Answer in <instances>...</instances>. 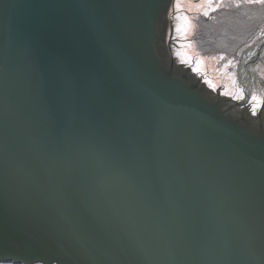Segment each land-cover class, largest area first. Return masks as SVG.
<instances>
[{
	"label": "water",
	"instance_id": "water-1",
	"mask_svg": "<svg viewBox=\"0 0 264 264\" xmlns=\"http://www.w3.org/2000/svg\"><path fill=\"white\" fill-rule=\"evenodd\" d=\"M176 3L0 0V263L264 264V93L178 65Z\"/></svg>",
	"mask_w": 264,
	"mask_h": 264
},
{
	"label": "rangeland",
	"instance_id": "rangeland-1",
	"mask_svg": "<svg viewBox=\"0 0 264 264\" xmlns=\"http://www.w3.org/2000/svg\"><path fill=\"white\" fill-rule=\"evenodd\" d=\"M227 1L235 2L237 0H177L172 46L178 65H190L197 78L207 82V88L218 95L235 97L240 101L244 97L243 91L237 85V67L240 58L237 61H232L221 56H202L195 45L196 19L202 16L210 18L209 20L213 22H219L216 20L217 17L227 8L229 10V6L225 5ZM246 1H248L246 5L250 7L254 16L257 15V11L264 3L261 0ZM209 20H205V22L213 24ZM262 31H264V26L260 32ZM258 74L264 81V75ZM255 86V95L250 97L249 104L262 99L264 93L262 83H255Z\"/></svg>",
	"mask_w": 264,
	"mask_h": 264
},
{
	"label": "trees",
	"instance_id": "trees-1",
	"mask_svg": "<svg viewBox=\"0 0 264 264\" xmlns=\"http://www.w3.org/2000/svg\"><path fill=\"white\" fill-rule=\"evenodd\" d=\"M246 2L248 1L225 2L229 10L227 8L217 17L216 20L219 22H213L209 20L210 18L202 16L196 19L195 45L202 56H221L227 60L237 61L238 55L246 48L245 45L256 40V36L264 26V3L254 16ZM205 20L213 24L206 23ZM259 59L257 72L264 75V51Z\"/></svg>",
	"mask_w": 264,
	"mask_h": 264
},
{
	"label": "bare ground",
	"instance_id": "bare-ground-1",
	"mask_svg": "<svg viewBox=\"0 0 264 264\" xmlns=\"http://www.w3.org/2000/svg\"><path fill=\"white\" fill-rule=\"evenodd\" d=\"M263 46L264 31L256 36V40H254L251 45H246V48L240 56V63L237 72V85L239 89L243 91L245 101L249 99L250 95L252 96L255 83H261L260 76L257 72L256 60L258 59Z\"/></svg>",
	"mask_w": 264,
	"mask_h": 264
},
{
	"label": "clouds",
	"instance_id": "clouds-1",
	"mask_svg": "<svg viewBox=\"0 0 264 264\" xmlns=\"http://www.w3.org/2000/svg\"><path fill=\"white\" fill-rule=\"evenodd\" d=\"M246 46V45H245ZM242 53H243V51H242ZM242 53L240 54V55H238V58H240V56L242 55ZM239 63H240V59H239ZM239 66V65H238ZM237 72H238V67H237ZM238 74V73H237ZM252 96H254L253 94H252ZM251 95H250V97H252ZM243 99H244V97H243ZM242 99V100H243ZM242 100H240L239 102H241ZM249 102H250V100L248 101V103L246 104V105H248L249 104ZM246 105H244V106H246ZM14 264V263H13Z\"/></svg>",
	"mask_w": 264,
	"mask_h": 264
},
{
	"label": "snow or ice",
	"instance_id": "snow-or-ice-1",
	"mask_svg": "<svg viewBox=\"0 0 264 264\" xmlns=\"http://www.w3.org/2000/svg\"><path fill=\"white\" fill-rule=\"evenodd\" d=\"M261 2H264V0H261Z\"/></svg>",
	"mask_w": 264,
	"mask_h": 264
}]
</instances>
